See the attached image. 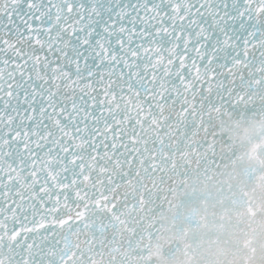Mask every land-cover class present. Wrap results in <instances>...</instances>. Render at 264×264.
Listing matches in <instances>:
<instances>
[{
    "label": "snow or ice",
    "instance_id": "1",
    "mask_svg": "<svg viewBox=\"0 0 264 264\" xmlns=\"http://www.w3.org/2000/svg\"><path fill=\"white\" fill-rule=\"evenodd\" d=\"M262 114L264 0H0V204L42 214L142 143Z\"/></svg>",
    "mask_w": 264,
    "mask_h": 264
},
{
    "label": "water",
    "instance_id": "2",
    "mask_svg": "<svg viewBox=\"0 0 264 264\" xmlns=\"http://www.w3.org/2000/svg\"><path fill=\"white\" fill-rule=\"evenodd\" d=\"M229 120L140 144L42 214L6 194L0 264H264V114Z\"/></svg>",
    "mask_w": 264,
    "mask_h": 264
},
{
    "label": "clouds",
    "instance_id": "3",
    "mask_svg": "<svg viewBox=\"0 0 264 264\" xmlns=\"http://www.w3.org/2000/svg\"><path fill=\"white\" fill-rule=\"evenodd\" d=\"M239 135H241V136H243V135H244V132H243V130H240V131H239Z\"/></svg>",
    "mask_w": 264,
    "mask_h": 264
}]
</instances>
